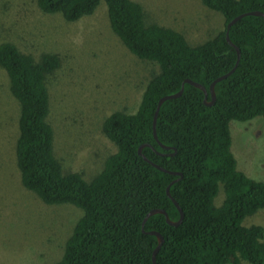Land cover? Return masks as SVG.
<instances>
[{
  "label": "trees",
  "instance_id": "trees-1",
  "mask_svg": "<svg viewBox=\"0 0 264 264\" xmlns=\"http://www.w3.org/2000/svg\"><path fill=\"white\" fill-rule=\"evenodd\" d=\"M199 1L223 15L224 29L192 46L181 32L149 24L135 0H37L41 12L60 14L69 23L92 16L105 3L116 36L134 56L157 67L138 110L116 111L104 120L102 132L116 152L90 181L82 172L66 171L55 154L48 84L62 67L61 56L47 52L35 58L12 41L0 43V68L19 103L15 154L21 183L47 205L72 204L83 211L55 264H154L158 239L152 231L164 237L156 264H264V227L244 224L264 209V182L238 170L230 131L232 121L264 120L263 17L246 16L231 27L241 57L234 73L216 84L214 104L207 106L204 92L186 83L179 98L162 105L158 141L154 137L158 101L178 93L186 79L209 91L237 62L226 40L227 25L247 12L264 13V0ZM142 145V154L168 172L139 155ZM170 184L183 222L172 226L156 214L143 228L153 209H164L174 222L180 219L167 195ZM221 186L225 200L216 206Z\"/></svg>",
  "mask_w": 264,
  "mask_h": 264
},
{
  "label": "rangeland",
  "instance_id": "rangeland-1",
  "mask_svg": "<svg viewBox=\"0 0 264 264\" xmlns=\"http://www.w3.org/2000/svg\"><path fill=\"white\" fill-rule=\"evenodd\" d=\"M135 1L149 24L181 32L192 46L224 29L223 15L199 0ZM5 41L35 58L47 52L61 56L62 67L48 84L55 154L66 171L92 180L116 152L102 132L104 120L116 111L135 113L157 67L134 56L116 36L105 3L92 16L69 23L60 14L41 12L37 0H0V43ZM8 83L0 68V264H55L83 211L72 204L47 205L22 185L15 154L19 103ZM230 131L238 170L264 182L263 118L232 121ZM224 200L221 186L215 205ZM244 224L264 227V209Z\"/></svg>",
  "mask_w": 264,
  "mask_h": 264
},
{
  "label": "water",
  "instance_id": "water-1",
  "mask_svg": "<svg viewBox=\"0 0 264 264\" xmlns=\"http://www.w3.org/2000/svg\"><path fill=\"white\" fill-rule=\"evenodd\" d=\"M246 16H258V17H263L264 18V13L261 12V11H252V12H247V13H244V14H241L239 16H237L236 18H234L228 25H227V28H226V40L227 42L235 48L236 52H237V62H236V65L234 66V68L228 72L227 74L217 78L216 80H214L210 87H209V91L205 88V86H203L202 84L200 83H197V82H194L190 79H186L184 81V83L182 84V87L180 89V91L178 93H175V94H172V95H167V96H164L162 97L159 101H158V104H157V107H156V110H155V114H154V121H153V131H154V137L155 139L158 141V136H157V132H156V125H157V118H158V115H159V112H160V109L162 107V105L164 104V102L168 101V100H171V99H175V98H179L183 92H184V89H185V84L188 83L190 85H193L197 88H199L200 90H202L204 92V103L207 105V106H211L214 104V102L216 101V91H215V87H216V84H218L219 82H221L222 80L228 78L231 74L234 73V71L236 70L238 64H239V61H240V57H241V51L240 49L234 45V43L231 41L230 39V36H229V31L231 29V27L236 24L238 21H240L242 18L246 17ZM209 93L211 95V101L208 102V98H209ZM144 146L146 145H142L139 150H138V153L139 155L143 156V158L147 161V162H150L143 154H142V149L144 148ZM164 147V146H163ZM166 148V147H164ZM168 149V147L166 148ZM154 167L164 171V172H168L167 170H165L164 168L160 167L159 165L157 164H154L152 162H150ZM175 174H178V173H175ZM177 182V180H175L174 182H172L171 184ZM171 184L167 187V195L169 198L172 199L173 203L175 204V206L178 208L179 212H180V219L176 222L172 221L169 216H168V213L164 210V209H153L151 210L147 216L145 217L144 221H143V228L145 226V223L147 222V220L153 216V215H156V214H162L165 216L166 218V221L169 225H172V226H179L182 222H183V219H184V213L179 205V203L172 197L171 193H170V187H171ZM150 234L152 235H155L158 239V245L157 247L155 248L154 252H153V263L156 264V256L159 252V250L161 249L162 245L164 244V237L162 234H160L159 232H156V231H152L150 232Z\"/></svg>",
  "mask_w": 264,
  "mask_h": 264
}]
</instances>
